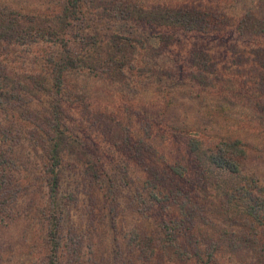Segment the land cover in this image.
Wrapping results in <instances>:
<instances>
[{"label":"rangeland","instance_id":"1","mask_svg":"<svg viewBox=\"0 0 264 264\" xmlns=\"http://www.w3.org/2000/svg\"><path fill=\"white\" fill-rule=\"evenodd\" d=\"M98 2V13L115 29L121 48L116 46V41L101 43L102 38H96L97 42L91 40L93 47L85 48L74 41L80 37L70 35L71 54L86 57L88 62L98 65L97 69L89 65L68 71L65 75L70 93L63 91L61 96L53 89L56 96H52V93L48 95L33 89L32 81L44 83L48 79L46 88L52 90L50 82L53 78L49 70L45 74L46 68L43 67L47 65L50 54H44L45 50L41 49L37 50L41 52L40 56L34 52L18 56L16 50H21L22 45H18L17 41L6 42L10 46V51H6L10 63L0 69V76H6L5 82L9 81L8 85L14 86L15 96L18 95L22 101L16 98L1 107L9 112L5 115L4 111H0V151L11 159L10 163H14L9 166L17 168L12 175L6 172L11 177L9 183L12 176L15 177L20 190L16 192L17 199L10 198L2 203L0 198V264H48L51 242L47 233L50 223L46 219V211L44 216L41 210L47 208L48 203L38 190L41 186L40 170L45 164L34 144L40 126H44L43 117H49L43 102L45 99H58V105L63 108V119L70 130L79 133V137L90 147L100 151L98 155L103 165L99 171L100 184L105 181L112 193L111 199H107V191L99 187L102 184L84 176L82 169L81 172L70 165L76 161L74 158L64 161L67 170L62 174V193L79 189L82 194L77 202L67 199L65 221L59 231L67 242L68 237H80L82 245L78 261L68 258V254L59 253L60 264H196L195 260L190 259L188 263L180 260L173 243L171 247L176 253L168 245L170 242L164 241L173 239L172 234L165 233L160 225L163 221L175 220L189 227L194 216L197 221L192 229L194 233L212 235L211 238L216 240L232 233L238 237L240 245L235 251L229 249L227 241H221V248L216 253L218 264H262L264 258L258 251L262 244L256 242L258 245H251L240 241L243 233L252 235L250 223L254 217L246 214L249 220L246 224L240 218L244 210L235 212L229 202L249 209V202L246 201L260 197L263 199L261 204H264V61H258L262 55L258 50L264 52V33L261 31L264 26V0ZM128 2L148 8L163 7L167 11L175 8L176 14L188 11V16L195 17V21L192 28L178 24L143 26L117 16L116 13L124 11ZM0 5V8L7 7L9 10L44 14L58 12L61 6L59 0H0ZM250 17L255 20V26L245 21V32L248 34H244L240 27L244 25V20L249 18L250 22ZM145 30L153 32L150 43L143 42ZM105 38L110 41L115 39L113 34ZM135 38L138 43H132V48L126 49L125 58L128 57L134 64L141 61L138 66L143 63L146 70L142 74H146V79H152V84L146 87L141 81L136 87L133 84L136 80H132L126 88L120 80L123 77L117 58L125 52L122 43L127 42L126 39L135 42ZM213 48L218 51L215 54L219 60L218 68L217 64L203 56L207 52L213 58L210 51ZM177 57L185 65L183 71L178 70L174 63L173 59ZM225 57H229L227 61ZM48 66H52L51 63ZM155 68H160V71H155L154 75L152 71ZM225 71H228L227 74ZM211 73H217L216 83H225L228 89L218 90V86H213L206 78L203 81L208 83L205 84L207 87L192 81L194 78L202 82L196 75ZM240 80L249 89L247 95L244 92L238 94ZM57 87L61 92L62 85ZM111 112L120 120L118 123L110 119ZM125 127L131 130L130 136H127ZM46 130L49 131L47 126ZM21 134L25 140L18 144ZM193 136L203 141L205 150L214 152L219 146L227 148L224 143L232 145L236 140L242 141L237 148L240 149V145L246 155L236 152L240 172H219L210 169L208 163L201 164L200 169L192 167L195 160L186 144ZM130 138L134 141L133 145L142 141L138 144L141 153L136 156L129 147ZM149 151L151 158H148ZM145 161L155 163L154 166L164 175H169L164 169L168 170L170 165L183 167L185 177L182 178L191 186H197L196 205L200 208L206 205V213L193 207L188 211L190 216L188 213L182 215L178 204L173 205L175 200H164L162 192L155 196L158 189L148 185L150 174ZM238 184L245 185L251 193L243 190L235 193L234 197L232 190ZM84 187L94 194L95 199L85 194ZM227 210L231 212L226 214ZM70 228H75L78 233H70ZM258 236L260 233L255 236L259 241ZM183 237L186 239V236L179 235L177 242L183 241ZM145 238H152L157 245L160 243L155 255L149 256V250L142 245ZM67 250L60 247V252Z\"/></svg>","mask_w":264,"mask_h":264},{"label":"trees","instance_id":"2","mask_svg":"<svg viewBox=\"0 0 264 264\" xmlns=\"http://www.w3.org/2000/svg\"><path fill=\"white\" fill-rule=\"evenodd\" d=\"M59 2L60 5L63 2V4L60 6L59 11H53L50 14H44L40 12L32 13V11L24 12L22 10L16 9L9 10L7 7L0 8V69H4L6 66L8 67V64L10 63L7 59L9 53L6 52L10 51V49H8L10 46L6 45V42L11 44L12 41H17L18 45H22L21 50L15 49L16 51H18V56H21V53L30 55L31 52H34V54L40 56L41 52H37V50L44 49L45 51L42 50L44 51L43 53L45 54L48 52L51 56L47 59V65H50L51 63L52 66H48L47 68V65L45 64L43 67L46 68V70L44 71L45 74L49 70V75L53 78V82H50L52 90L46 88V86H48V79L44 83H41L40 80L32 81L33 89H38L42 93L44 92V94L48 95L52 93V96L53 94H55L56 96V93H60L61 96L64 95V92L70 93V85L67 82V75H65L68 71H71L73 68L79 69L82 66L89 65H92L93 68L97 69L98 66L95 65L93 61L88 62L86 57H80L71 54L70 47L72 40L70 39L72 38H70V35L80 37L74 41L76 44L84 45L85 48H92L93 43L91 42V40L97 42V39L101 38V43H104V41H106L105 43H112L116 41V46L118 48H121V46L119 45L120 38L118 34H115V29L109 26V21L104 19L102 15L98 13L100 7L98 0H59ZM1 6L2 5H0V7ZM159 8H148L144 5L128 2L125 10L120 11L116 14L122 20L131 19L134 21V23H139L143 26H146L148 24L150 26H154L156 24H178L179 26L190 28L193 27L195 17H192L190 15L188 16V11L184 12V14H176V12H174L175 8L172 9L173 11H167L165 8ZM248 19L244 20V25L240 27L244 31V34H248L247 32H245V28L247 29L246 22L255 26V20L251 18L252 20L249 22ZM261 29L262 33H264V26L261 27ZM215 30L222 31L223 29L216 28ZM110 34H113V37L115 38L112 39V41L105 38ZM144 34L145 38L143 42L150 43L152 37L154 36L153 32L145 30ZM126 40L127 42L122 43V46H124L125 48V52H123L117 58V62L120 64L119 67H121V75L123 77V79L121 78L120 80L126 88L131 85L132 80H136L133 83L136 87H138L137 84L140 85L139 82L141 81L147 87L148 84L151 83L152 79H146L148 78H145L146 74H142L146 70V67L143 65V63L142 66H138L141 61L138 60V63L134 64L132 60H129L128 57L127 59L125 58L127 56L126 49L132 48V43H138V40L136 39L135 42L132 39ZM230 46L232 45L230 44ZM218 47L221 48V45L218 44ZM210 51L212 52L213 58L207 52H205L203 56H206L211 63L217 64L218 68L219 60L215 56L218 51L215 48H213V50L210 49ZM226 52H228V50ZM258 52H262V55L258 57V61H264V52L262 51V49H259ZM178 58L179 57H177V59H173L174 63L178 70L183 71L185 65H183V62ZM228 58L229 57H225L226 61L228 60ZM222 63H224L223 60ZM155 71L159 73L160 68L153 69L152 74L155 75ZM227 72L228 71H225L226 74ZM215 74L217 73H211V75L205 76L196 75V77L202 82H199L194 78L192 81L193 83L196 82L197 85L202 83L204 85L203 87H207V85L205 84L208 83H206L205 80L203 81V79L206 78L211 80L210 83L213 84V86L216 84L215 86H218L216 87L218 88V90L221 88L228 89V86L225 83L224 85L223 83H216L218 78L215 76ZM5 78L6 76L4 75L0 76V111H4L5 115H8L9 110L1 107H3V104L6 105L11 100L18 98V95L15 96L14 86L8 85L9 81L8 83L5 82ZM240 84L241 89H239L238 94L244 92V94L247 95L249 89H247L248 87L245 88L246 83L244 81L241 83L240 80ZM61 85L62 90L61 92H59V88L57 86ZM242 87L244 88L243 90ZM53 89H56V93H54L55 91ZM230 90L232 91L233 89ZM28 92L33 96V93H31L30 91ZM66 95L68 96L69 94ZM127 98H130L128 93ZM20 101H22V99H20ZM43 102L45 104L46 111L48 112L49 117H43L44 126H40L37 134V139L34 141V144L39 149V154L44 158L43 162L45 164L44 168L40 170L42 171L39 177L41 178V186L38 188V190L42 192L43 198L48 203L47 208L44 206L45 208L41 209L44 216L46 211V219L50 223V230L47 234L48 240L49 242H51V253L47 257V262L48 264H60L58 257L59 253L64 256L68 254V258L73 261H78L80 257L79 250L82 245V239L80 240V237H68V242H70L68 243L66 241V238L60 235L59 231L63 228L62 224L65 221L64 209L66 208L65 205H67V199H70L73 202H77L80 194H82L79 189H73L72 191L62 193V174L65 172V170H67L64 168L67 167L64 166V161H67V159L69 158H74L76 161L70 165L78 168L79 170L82 169L83 173H85L84 176L92 178L99 184V171L102 170V168L100 167L103 165L101 164V156L98 155L100 154V151L95 150L94 148H92V146L90 147L84 139L79 137V133L70 130L68 124L63 119V108L62 105H58V99H45ZM75 105L79 106L77 102H75ZM35 112L38 113L37 110H35ZM111 115V120H115L116 122L120 121L112 112ZM46 126L48 127L49 131L46 130ZM128 128L129 127H125V130L127 136H130V134L132 133ZM24 140L25 138L21 134V138L18 144H21ZM139 142L142 143V141ZM241 143L242 141L240 140H236L232 145H230V143H224L227 148L219 146L218 150L214 152L213 150L210 151L209 149L205 150L203 141L199 140V138H197L196 136H193L189 137L188 144L186 145L189 147V150L193 154L195 160L194 166L192 167L200 169L201 164L208 163L210 165V169H216L219 172L239 173L241 167L238 160L236 159V152L240 151V155H246V151L242 147H240ZM128 144L129 147L134 150L135 156L141 153V146H139L138 144L133 145L134 141L132 138L128 140ZM238 144H240V149L237 148ZM150 154L151 152L149 153L148 158H151ZM5 157L6 156L4 151H0V198L3 199L2 203L6 202L10 198H12L13 200L17 199L18 194L16 192H19L18 190H20V187H17L19 183L15 177L12 176L13 179L9 183L11 177L6 171H9L12 175V171L17 168L14 165L9 166L14 163H10L11 159ZM150 162L151 163L145 161L146 169L149 171L148 174H150V178L148 176L147 182L148 185H152V187H154L152 189H158V192L154 193L155 196L162 192L164 194V200H175L173 201L175 202L173 203V205L178 204V209L181 210L180 213L182 215L187 214L188 211H190L193 207H196L206 213V205H204L203 208H200L198 205H196V203L198 202L196 197L197 186H191L190 184H188V181H186V179L182 178L185 177L183 167L178 166L177 168V166L170 165L168 166V170L164 169L169 175H164V173L160 174V172L158 171L159 168L154 166L156 165L155 163H153L152 161ZM82 170L80 171L82 172ZM101 184V186L99 187H101L103 191H107V199H111L112 193L110 192L109 187L105 185L106 182L103 181ZM239 185L240 184L235 186V188L232 190L234 192V197L235 193H240L243 190L248 191V194L251 193V191L247 189L245 185ZM84 189L86 195H88L92 199H95L94 194L88 188L84 187ZM261 200L263 199H261L260 197H255V199L253 200L246 201L249 202V209H242L240 207V204L238 203L229 202V204L233 205L232 210H234L235 212L244 210L240 218L244 219L246 224H249L248 218L245 217L246 214L254 217V221L250 223V230L252 231V235H249L245 232L243 233L244 235L240 239V241L243 243H249L251 245H253L254 243V245H258L257 243L262 244L261 247H259L258 251L264 258V204H261ZM230 212L231 211L227 210L226 214H229ZM189 214L190 213H188L187 215ZM196 222V216H194L192 217V224L189 227L182 226L181 223H177L175 222V220H172L170 222L163 221L160 223L162 227L161 229L165 233L172 234L173 239H164V241H169L170 244L168 245L170 247L173 243L172 246H174L180 260L182 259L183 261L188 263V260L191 259L197 261L198 263L196 264H218L216 253L221 248L222 242L226 243L227 241L226 245L230 250L233 251H235L234 249H236L237 246L240 245L238 237H234L235 233L225 234L221 236L219 240H216L215 238H211L213 237L212 235H199L200 233L198 234L192 232L193 227L196 226ZM68 230L72 231L70 233H78L75 228H70ZM259 233L260 237L258 236V241L255 236H257ZM178 234L180 236H186V239L183 237V241L177 242L179 236ZM146 237H148V235ZM254 237L256 238V240L254 239ZM64 240L65 242L63 243ZM161 242L163 241L161 240ZM142 245H144L145 250H149L150 256L151 254L155 255L157 248H159L158 246H160V243L157 245V243H154V240L152 238H145ZM60 247H63L64 250L67 248L68 250L66 252H60ZM175 251L173 249L174 253H176ZM71 264H74V262H72ZM262 264H264V260Z\"/></svg>","mask_w":264,"mask_h":264}]
</instances>
